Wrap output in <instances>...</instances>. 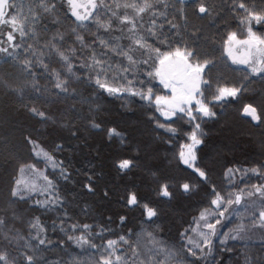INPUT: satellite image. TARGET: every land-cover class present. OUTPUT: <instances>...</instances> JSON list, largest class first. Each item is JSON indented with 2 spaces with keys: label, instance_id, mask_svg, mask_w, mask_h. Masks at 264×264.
Segmentation results:
<instances>
[{
  "label": "snow or ice",
  "instance_id": "6c2138e0",
  "mask_svg": "<svg viewBox=\"0 0 264 264\" xmlns=\"http://www.w3.org/2000/svg\"><path fill=\"white\" fill-rule=\"evenodd\" d=\"M0 65V95L72 137L80 121L105 131L103 101L113 98L127 112L140 105L137 122L150 125L153 143L179 140L171 156L151 157L168 174L145 165L157 181L151 199L121 196L139 211L125 232L127 215L113 228L111 216L88 223L69 214L60 184L75 181L56 158L63 144L49 151L25 128L13 129L17 143L0 137V264H264V0H0ZM237 102L238 115L261 128L260 159L222 166L216 179L207 123ZM106 132L126 142L115 127ZM134 151L118 172L139 167V143ZM96 175L85 174L82 190L96 192ZM196 196L191 218L166 235L174 202ZM89 211L81 209L85 220Z\"/></svg>",
  "mask_w": 264,
  "mask_h": 264
},
{
  "label": "trees",
  "instance_id": "16d2710c",
  "mask_svg": "<svg viewBox=\"0 0 264 264\" xmlns=\"http://www.w3.org/2000/svg\"><path fill=\"white\" fill-rule=\"evenodd\" d=\"M17 2L27 5L28 0H17ZM259 2L260 0H256V3ZM228 30H236V25L232 24ZM221 31L224 30L221 29ZM240 38L243 39V35ZM250 98L251 94L249 93L243 98V101L247 102ZM121 103L122 101L113 98H106L103 101L104 110L100 114V118L104 121L105 131L86 129L84 122L80 121L78 124L81 134L79 137H72L66 129H61L50 122L43 124L24 113L23 110L17 111L11 100L6 101L4 96L0 95V137L8 135L12 143H17L20 132L19 130L13 131V129L25 128L31 131L33 138L37 139L38 143L49 151H55L57 144H63V150L56 152V158L65 162L72 171L75 181V183L61 182L60 184L61 191L68 200L65 207L69 214L88 223H92L94 220L104 223L106 218L111 216L113 221L111 227L113 228L119 226L120 215H127V224L123 226V231L126 232L128 228L138 224L139 211L125 208V201L121 199V196L127 189L137 191L142 200L151 199L154 196L152 189L157 181L145 171V165H150L152 171L159 169L158 175L168 174L164 162L151 159V157L156 154L163 156L165 153L171 156L174 151H178L179 140L175 146L160 142L153 143L150 125L143 121L137 122V117L141 112L140 105L138 103L131 104L130 107L134 111L127 112L121 109ZM239 106V102L227 105L220 121L207 123L210 136L205 152L214 157L216 169L214 178L216 179L219 178L222 166L236 162L251 166V162L260 159L261 128L249 124L247 119H242L237 113ZM52 112H56L55 107L52 108ZM6 119L7 123H5ZM108 127H115L117 131L125 134L126 142L122 144L119 137L109 140L106 132ZM138 143L141 145V151L135 162L139 164V167H133L126 174L118 172L114 166L115 163L122 158L136 157L134 145ZM145 144L150 145L147 150L143 147ZM30 148L31 146L27 149L21 148V154L28 157ZM216 150L220 152L218 156L215 155ZM2 151L3 143L0 141V152ZM39 167L43 168L44 164L41 163ZM86 173L97 174L94 177L95 193L82 190V184L86 182ZM105 187L110 192L107 198L103 196ZM198 200L199 197L196 196L181 198L178 202H174L175 216L165 218L166 235L174 237L175 229L179 226L176 221L180 218L189 220L193 209L199 206ZM85 204L90 206L86 220L81 212ZM53 215L47 214L49 222ZM168 229L171 231L169 232ZM259 237L260 233L253 234L254 240H258Z\"/></svg>",
  "mask_w": 264,
  "mask_h": 264
},
{
  "label": "rangeland",
  "instance_id": "374dc122",
  "mask_svg": "<svg viewBox=\"0 0 264 264\" xmlns=\"http://www.w3.org/2000/svg\"><path fill=\"white\" fill-rule=\"evenodd\" d=\"M243 52V50L241 49V53ZM238 54H240V53H238Z\"/></svg>",
  "mask_w": 264,
  "mask_h": 264
}]
</instances>
